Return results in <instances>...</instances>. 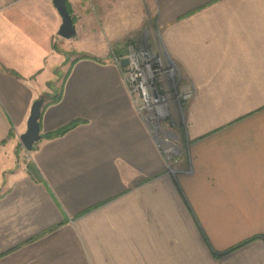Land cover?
Returning <instances> with one entry per match:
<instances>
[{"label":"crops","instance_id":"crops-1","mask_svg":"<svg viewBox=\"0 0 264 264\" xmlns=\"http://www.w3.org/2000/svg\"><path fill=\"white\" fill-rule=\"evenodd\" d=\"M152 2L192 91L173 169L110 53L127 26L66 0L65 39L53 0H0V264H264V0ZM72 53L41 134L78 123L35 144L37 179L19 137Z\"/></svg>","mask_w":264,"mask_h":264},{"label":"built area","instance_id":"built-area-1","mask_svg":"<svg viewBox=\"0 0 264 264\" xmlns=\"http://www.w3.org/2000/svg\"><path fill=\"white\" fill-rule=\"evenodd\" d=\"M127 60L123 66L121 61ZM137 111L149 127L155 142L169 166L178 162L179 149L166 138H159V123L180 111L182 102L192 91L182 84L177 68L164 54L154 52L147 44L129 43L125 53L114 57Z\"/></svg>","mask_w":264,"mask_h":264},{"label":"rangeland","instance_id":"rangeland-1","mask_svg":"<svg viewBox=\"0 0 264 264\" xmlns=\"http://www.w3.org/2000/svg\"><path fill=\"white\" fill-rule=\"evenodd\" d=\"M79 2L84 4L87 3L94 8L96 14L100 16L96 18L97 26L105 23L107 24L106 27L111 26V29L117 30L119 28L123 29L127 26L128 34L126 37L122 42L113 46L110 51L113 57L122 55L123 51V53H125L126 47L129 43L138 42L139 45L147 44L149 47L157 46L159 43V34L155 25L156 10L152 0H79ZM104 11L106 14L105 16H107L109 14L108 11H110L112 15L111 18H102ZM118 53L120 55H116ZM75 56L76 55L72 53L71 56H69V59H67L68 57L66 55V64L59 68L58 81L53 84L54 88L51 89L48 96H52L58 91L61 86L62 77L68 69L67 63ZM50 86L51 84H49V87ZM187 101L181 103L179 112L176 111L170 118L158 124L159 130L157 131L156 136L159 138H166L178 147V161L182 155V146L180 145L183 129L182 109ZM30 153L31 151H26L20 142L17 146V162H19L20 165L27 167ZM177 163H174L173 166L170 165L169 167L173 169Z\"/></svg>","mask_w":264,"mask_h":264},{"label":"water","instance_id":"water-1","mask_svg":"<svg viewBox=\"0 0 264 264\" xmlns=\"http://www.w3.org/2000/svg\"><path fill=\"white\" fill-rule=\"evenodd\" d=\"M53 5L62 20L61 26L58 30V35L65 39L72 38L75 34V26L73 19L67 10L66 0H53ZM121 64L125 66L127 64V60L123 59ZM44 100L45 97L42 96L33 102L30 108L26 130L19 137V140L26 151H32L34 145L41 140L42 136L39 120Z\"/></svg>","mask_w":264,"mask_h":264},{"label":"trees","instance_id":"trees-1","mask_svg":"<svg viewBox=\"0 0 264 264\" xmlns=\"http://www.w3.org/2000/svg\"><path fill=\"white\" fill-rule=\"evenodd\" d=\"M67 10L70 13V10L68 9V7H67ZM116 55H120V54L118 53ZM69 71H70V67L67 70L66 76L69 74ZM61 91H62V85L60 86V88L58 89V91L55 94H53L52 96L51 95L44 96L45 97V100H44V103H43V106H42L41 115H42L43 110L48 105L55 104V103H57V102L60 101V99H61V93H62ZM40 119H41V117H40ZM77 123L78 122H72V123H70V124H68V125L60 128V129L54 131V132L42 133L41 134V136H42L41 137V140L42 139H53V138L62 136L67 131H69L70 129H72ZM39 124H40V120H39ZM33 149H34V147H33ZM26 169H27V172L29 173V175H31L32 177L37 178V179L40 178L39 173H38V170L36 169V167L34 166V164L31 161L28 162Z\"/></svg>","mask_w":264,"mask_h":264}]
</instances>
